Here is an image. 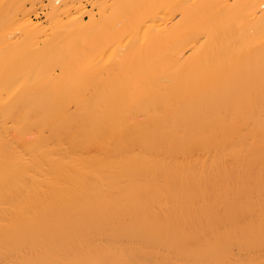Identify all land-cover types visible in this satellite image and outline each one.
Instances as JSON below:
<instances>
[{
  "label": "bare ground",
  "instance_id": "1",
  "mask_svg": "<svg viewBox=\"0 0 264 264\" xmlns=\"http://www.w3.org/2000/svg\"><path fill=\"white\" fill-rule=\"evenodd\" d=\"M0 264H264V0H0Z\"/></svg>",
  "mask_w": 264,
  "mask_h": 264
},
{
  "label": "rangeland",
  "instance_id": "2",
  "mask_svg": "<svg viewBox=\"0 0 264 264\" xmlns=\"http://www.w3.org/2000/svg\"><path fill=\"white\" fill-rule=\"evenodd\" d=\"M95 10V11H93ZM25 11L27 12L29 18L35 23L47 24L49 20H47V16L49 14V8L47 7V1L43 4H35L33 5L31 2L25 4ZM75 16L85 17V20L88 19L90 14H97L96 9H92L91 6H82L79 9L73 10Z\"/></svg>",
  "mask_w": 264,
  "mask_h": 264
}]
</instances>
